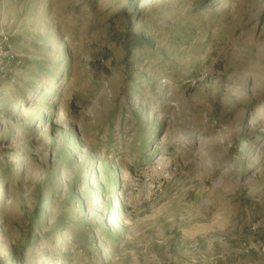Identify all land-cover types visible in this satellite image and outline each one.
I'll use <instances>...</instances> for the list:
<instances>
[{
    "label": "rangeland",
    "instance_id": "rangeland-1",
    "mask_svg": "<svg viewBox=\"0 0 264 264\" xmlns=\"http://www.w3.org/2000/svg\"><path fill=\"white\" fill-rule=\"evenodd\" d=\"M128 1L0 0V264H264V0Z\"/></svg>",
    "mask_w": 264,
    "mask_h": 264
},
{
    "label": "trees",
    "instance_id": "trees-1",
    "mask_svg": "<svg viewBox=\"0 0 264 264\" xmlns=\"http://www.w3.org/2000/svg\"><path fill=\"white\" fill-rule=\"evenodd\" d=\"M128 3H130V0L128 1ZM131 3H132V1H131ZM126 11H128V9H126ZM129 17V16H128Z\"/></svg>",
    "mask_w": 264,
    "mask_h": 264
}]
</instances>
